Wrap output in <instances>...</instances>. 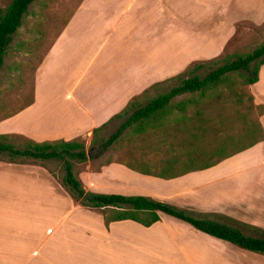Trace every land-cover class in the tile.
<instances>
[{
    "label": "crops",
    "instance_id": "crops-1",
    "mask_svg": "<svg viewBox=\"0 0 264 264\" xmlns=\"http://www.w3.org/2000/svg\"><path fill=\"white\" fill-rule=\"evenodd\" d=\"M106 4L80 1L37 71L32 102L2 121L24 123L32 118L29 122L35 124L38 111L55 108L59 115L48 123L51 128L41 133L20 126L7 134L37 143L92 136L94 129L108 123L133 99L180 71L154 78L158 48L153 44L154 25L164 27L166 37L170 32L174 36L176 28L169 26L167 18L154 24L158 16H151V0L118 3L110 19L102 13ZM181 25L184 27L185 19ZM99 34L101 41L89 47L90 38ZM250 90L255 99L264 96V66ZM261 126L264 133V116ZM235 159L245 164H218L171 180L141 175L120 164L101 165L78 177L86 191L147 197L196 218L222 224L221 220L236 219L264 229V181L254 180L251 174L257 163L264 166V138L226 162ZM124 175L143 181L145 186L123 187L111 194L110 182L121 181ZM159 217L149 228L131 221L106 226L101 211L74 203L45 172L0 165V264H135L132 237L136 234L163 239L161 244L155 243V256L151 247L144 246L148 254L143 256L149 264H244L226 242L169 216L159 213ZM243 253L253 259L258 256Z\"/></svg>",
    "mask_w": 264,
    "mask_h": 264
},
{
    "label": "trees",
    "instance_id": "trees-1",
    "mask_svg": "<svg viewBox=\"0 0 264 264\" xmlns=\"http://www.w3.org/2000/svg\"><path fill=\"white\" fill-rule=\"evenodd\" d=\"M36 1L10 0L5 8H0V70L14 37ZM206 64L214 65V68L202 77L198 71ZM262 66L264 42L251 52L235 53L221 60L196 64L166 80L173 83L167 92L141 105L139 100L149 93V90L145 91L108 123L94 129L92 137L95 142L97 133L110 122L126 118L108 139L94 144L88 153L80 140L37 143L24 138V143L16 147L6 141L8 135L0 134V154L6 153L11 162L19 158L40 162L60 161L64 173L62 184L72 199L86 209L101 211L106 226L112 222L131 221L149 228L160 221V213L242 251L264 255V234L260 238L245 236L237 228L195 218L171 205L147 197L86 191L73 165L99 160L109 149L128 139L133 146L127 151L128 159L107 160L104 165L120 164L141 175L171 180L209 169L252 148L263 139L259 123L256 125L260 132L258 140L245 147H236V139L226 133L223 113L234 104L243 105V97L246 95L244 88L258 81ZM236 85L241 88L235 89ZM222 90L227 92L222 93ZM247 100L252 106L253 97L248 96ZM240 116L236 113L230 118L239 119Z\"/></svg>",
    "mask_w": 264,
    "mask_h": 264
},
{
    "label": "rangeland",
    "instance_id": "rangeland-1",
    "mask_svg": "<svg viewBox=\"0 0 264 264\" xmlns=\"http://www.w3.org/2000/svg\"><path fill=\"white\" fill-rule=\"evenodd\" d=\"M80 1L37 0L31 6L29 15L24 19L21 29L14 37L5 58L4 66L0 70V122L32 102L37 71L47 51L59 36ZM104 1H107V4L103 8L102 13L106 14L110 19L114 17L118 3L125 0ZM104 1L95 0L96 3L100 2L102 5ZM146 1L149 2V0ZM9 2L10 0H1L0 8H5ZM151 3L153 5L151 16L153 19L158 16L154 24L161 22L163 18V20L168 19L170 27L176 28L175 32H173L174 36L170 32L169 37H166L164 35L166 32L163 29L164 27L154 25V30L157 34L153 35V44L154 48L158 47L154 52V78L158 75H172L178 69L180 71L164 81L154 84L149 93L139 100L141 105H145L148 99L167 92L173 86V83L166 80L182 73L186 69L193 68L196 64L221 60L227 55L251 52L264 42V0H151ZM160 10L162 13L157 14V11L159 12ZM250 11L253 13H250ZM183 19H185L184 27L181 25ZM158 24L161 25V23ZM100 39L101 34L90 38L89 47H94L101 41ZM88 54L89 51L84 53L82 63L87 59ZM212 66L211 64H206L202 70L198 71V74L203 77L211 68H214ZM239 88H241L239 85L235 86V89L239 90ZM244 91L246 95L243 97V105L239 104L237 106L234 104L223 113L226 133L236 139L234 142L236 147H245L258 140L260 137V132L257 131L256 127L258 123L264 138L261 126V118L264 116V105H262L264 104V96H256L255 99L250 87L244 88ZM221 92L226 93L227 91L222 90ZM248 96L253 97L252 106H250L251 103L247 102ZM236 113L241 114L239 119L230 118ZM58 115L59 112L55 108L41 109L36 114L35 124L29 122L32 118L24 123L16 122V120L5 121L0 123V134L8 135L6 141L19 147L24 143V137L7 133L15 131L20 126L28 129L34 128L41 133H46L51 128L48 123H53ZM125 119H116L110 122L101 132L97 133L95 142L91 135L79 139L84 144L86 152L88 153L94 144H99L100 141L108 139ZM130 142L128 139H124L120 144L109 149L99 160L85 164L73 163L75 173L80 176L82 173L95 172L107 160H127L129 157L127 151L133 147ZM241 162L245 161L235 159L231 162H226L225 160L220 164L222 166L226 164L238 166L245 164ZM0 165L37 168L45 172L57 185L62 187L72 199L62 184L64 173L62 163L58 160L40 162L19 158L11 162L7 154L3 153L0 154ZM251 174L255 176L254 180L264 181V166L261 165V162L252 168ZM134 185L140 187L145 186V183L133 176L124 175L121 181H111L109 184L112 188L111 194H114L120 188ZM85 189L88 190L87 187ZM74 203L80 205L76 201ZM221 222L239 229L245 236L260 238L264 234V229L256 228L240 220L227 219L225 221L221 220ZM132 240L136 242V253H133L136 259L133 258V260H136L137 264H147V262L149 264L151 262L149 260L146 261L143 256L148 254L144 253L148 249L144 248V246L151 247L149 249L154 250L152 254L155 256L157 254L154 249V247H157L155 243L161 244L163 239L153 236L144 238L136 234L132 237ZM226 245L231 244L226 242ZM231 246L234 248V257L239 258L244 264H251L252 262L264 264V255L248 252L251 255H258L256 256L257 258L253 259L245 256L243 252L246 251H242L233 245Z\"/></svg>",
    "mask_w": 264,
    "mask_h": 264
}]
</instances>
